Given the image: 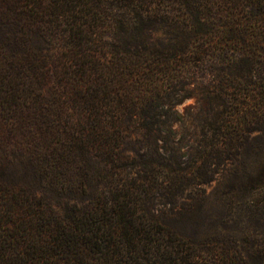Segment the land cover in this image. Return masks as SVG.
Here are the masks:
<instances>
[{"label": "trees", "instance_id": "1", "mask_svg": "<svg viewBox=\"0 0 264 264\" xmlns=\"http://www.w3.org/2000/svg\"><path fill=\"white\" fill-rule=\"evenodd\" d=\"M249 151L264 0H0V264H248L155 210Z\"/></svg>", "mask_w": 264, "mask_h": 264}, {"label": "rangeland", "instance_id": "2", "mask_svg": "<svg viewBox=\"0 0 264 264\" xmlns=\"http://www.w3.org/2000/svg\"><path fill=\"white\" fill-rule=\"evenodd\" d=\"M205 191L202 200L188 202L191 209L155 212L182 237L225 239L244 250L248 264H264V156L246 152Z\"/></svg>", "mask_w": 264, "mask_h": 264}]
</instances>
